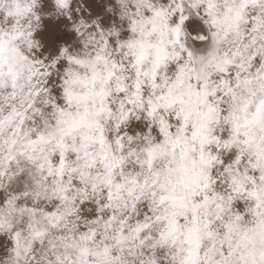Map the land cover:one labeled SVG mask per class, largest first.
Returning a JSON list of instances; mask_svg holds the SVG:
<instances>
[{"label":"rangeland","instance_id":"obj_1","mask_svg":"<svg viewBox=\"0 0 264 264\" xmlns=\"http://www.w3.org/2000/svg\"><path fill=\"white\" fill-rule=\"evenodd\" d=\"M0 264H264V0H0Z\"/></svg>","mask_w":264,"mask_h":264}]
</instances>
